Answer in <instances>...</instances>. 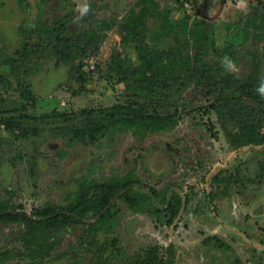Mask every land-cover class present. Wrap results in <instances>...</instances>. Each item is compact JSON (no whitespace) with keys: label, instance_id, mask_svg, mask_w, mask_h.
I'll return each instance as SVG.
<instances>
[{"label":"rangeland","instance_id":"obj_1","mask_svg":"<svg viewBox=\"0 0 264 264\" xmlns=\"http://www.w3.org/2000/svg\"><path fill=\"white\" fill-rule=\"evenodd\" d=\"M137 1L89 0L92 11L88 16L94 23L87 25L98 21L110 30H104L99 52L85 60L84 80H78L71 65L52 56L28 77H11L8 89L1 78L7 67L0 64V120L18 116L22 107L32 116H41L55 111L81 113L124 102V83L108 71L119 55L127 54L118 25ZM154 1L173 20L189 14L192 20L200 16L210 21L221 48L229 41L245 44V36L233 37L229 29L245 21L257 4L256 0H200L197 15L192 0ZM81 2L0 0V48L13 55L21 47L25 30L41 24L55 27ZM81 23L66 22L68 37L77 34ZM160 23L159 17L150 18L147 36L152 45L164 50L175 41L164 34ZM263 38L259 36L256 43L247 40L239 54L242 76L253 73L258 54L256 65L260 79L264 77ZM129 56L137 62L135 52ZM20 82L30 85L28 100ZM204 98L196 103L206 102ZM199 106L201 110L181 115L172 130L142 135L115 130L98 144L58 136V127L68 121L54 117L38 119V123L30 120L29 125L42 132H33L29 139L0 126V199H13L30 216L47 203L66 204V197L87 180L105 182L131 172L139 181L113 199L112 216L102 229L86 231L97 221L89 216L85 223L59 235L50 258L35 260L23 255L22 243L12 242V229L0 225V264H108L110 258L112 264H127L145 258L154 248L164 256L165 264H264V183L258 188L253 182L264 181V146L234 147L228 132L235 131V120H221L214 110L206 112L207 105ZM255 107L245 106L240 120L247 121ZM165 108L174 109L170 104L161 110ZM81 120L79 116L76 121ZM156 156L162 160L160 171L150 162ZM171 197L179 202L173 217L166 209Z\"/></svg>","mask_w":264,"mask_h":264},{"label":"trees","instance_id":"obj_2","mask_svg":"<svg viewBox=\"0 0 264 264\" xmlns=\"http://www.w3.org/2000/svg\"><path fill=\"white\" fill-rule=\"evenodd\" d=\"M256 1V5L251 4L252 14L229 29L233 37L245 36V44L237 45L229 41L221 48L217 45L215 28L210 21L200 16L192 20L189 14L176 21L168 14L163 15L156 1L138 0L118 25L121 45L127 54L119 55L108 71L109 76L116 73L119 81L124 83V102L104 108L84 109L81 113L55 111L41 116H32L27 107H22L18 116L2 118L0 126L18 138L29 139L33 132L35 135L42 132L37 126H30V120L38 123V119L54 117L68 121L58 127V136H65L69 141L98 144L115 130L139 135L172 130L179 124L181 115L202 108L201 104L207 105L204 107L206 112L214 110L221 120H235V131L228 132L234 147H262L264 99L255 91L260 81V66L256 65L259 55L254 57L253 73L245 77L241 75L240 79L225 73L219 64L220 58L225 55L238 62L247 40L252 39L256 43L257 38L264 35V1ZM191 4L199 15V1L192 0ZM76 15L73 11L64 19L75 22ZM153 17L160 18V28L166 36L174 39L175 43L170 48L161 50L148 41L146 23ZM91 19L87 16L79 22L85 21L73 38L68 37L66 22L62 20L55 27L41 24L33 30H25L21 47L13 55L0 48V64L7 67V73L1 77L5 86L8 89L11 87V77H28L40 62H46L52 56L58 62L71 65L73 74H78V80H84V62L92 53L99 52L105 37L103 32L108 29L101 27L98 21L87 25L94 23ZM131 52H135L137 62L129 56ZM23 86L24 98L28 100L30 85ZM199 97H205L206 102L196 103ZM168 104L174 109L161 110ZM248 104L257 108L251 112L250 120L244 122L238 115ZM79 116L83 120L77 122ZM225 128L228 130L227 126ZM261 170L263 177L264 166ZM259 180L253 182L261 188L264 181ZM84 183L78 191L66 197V204L47 203L38 207L32 216L13 199H0V225L12 229V242L22 243L23 255L35 260L50 258L59 235L70 227L85 223L91 215L97 221L87 228L85 224L86 231L90 233L102 229L112 216L110 205L113 199L126 193L139 181L128 172L105 182L92 179ZM178 205V199L171 197L166 208L171 211V217L177 214ZM107 260L108 264H112L111 258ZM127 264H165V258L154 248L147 252L145 258Z\"/></svg>","mask_w":264,"mask_h":264},{"label":"clouds","instance_id":"obj_3","mask_svg":"<svg viewBox=\"0 0 264 264\" xmlns=\"http://www.w3.org/2000/svg\"><path fill=\"white\" fill-rule=\"evenodd\" d=\"M91 11L92 9L89 0H82V2L78 3L75 8V12L77 13L75 22L79 23L87 17ZM219 64L225 73L233 75L236 79H240L243 71V65L237 64V62L228 55L220 58ZM255 91L261 99H264V77L260 79Z\"/></svg>","mask_w":264,"mask_h":264},{"label":"flooded vegetation","instance_id":"obj_4","mask_svg":"<svg viewBox=\"0 0 264 264\" xmlns=\"http://www.w3.org/2000/svg\"><path fill=\"white\" fill-rule=\"evenodd\" d=\"M150 162L156 171H160V169H162V160L159 156L150 158Z\"/></svg>","mask_w":264,"mask_h":264},{"label":"crops","instance_id":"obj_5","mask_svg":"<svg viewBox=\"0 0 264 264\" xmlns=\"http://www.w3.org/2000/svg\"><path fill=\"white\" fill-rule=\"evenodd\" d=\"M198 1H200V0H198ZM225 2V1H224Z\"/></svg>","mask_w":264,"mask_h":264}]
</instances>
